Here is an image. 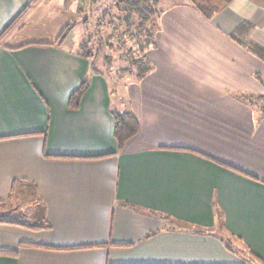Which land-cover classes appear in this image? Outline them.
<instances>
[{
    "label": "crops",
    "instance_id": "1",
    "mask_svg": "<svg viewBox=\"0 0 264 264\" xmlns=\"http://www.w3.org/2000/svg\"><path fill=\"white\" fill-rule=\"evenodd\" d=\"M56 2L0 0V247L17 251L0 264L264 262V0L161 9L122 150L109 81L66 46L75 7Z\"/></svg>",
    "mask_w": 264,
    "mask_h": 264
},
{
    "label": "trees",
    "instance_id": "2",
    "mask_svg": "<svg viewBox=\"0 0 264 264\" xmlns=\"http://www.w3.org/2000/svg\"><path fill=\"white\" fill-rule=\"evenodd\" d=\"M95 0H92V2ZM197 10L206 19L211 20L220 9L229 4L232 0H219L220 4H203L200 0H190ZM158 0H112L111 9H115L116 13L106 12L108 17L112 16L117 22H114V34L117 38V42L123 48L127 47L124 55L128 59H131L129 68L124 69V73H129L137 79H141L150 73L154 69V65L149 57L146 55V48H150L155 45V37L158 31L153 19L155 16L160 17L161 9L158 8ZM73 4V0H67L66 7H70ZM109 8H105L107 11ZM82 11V10H81ZM110 15V16H109ZM111 20V18H110ZM158 23V22H157ZM76 26L75 23L67 25L60 33L58 37V42H62L67 38L71 31ZM250 27L249 25L241 26L236 32V39L239 40L245 30ZM127 41L131 42V46H126ZM247 43V42H246ZM251 48L252 44L247 43ZM84 46V45H83ZM255 49V47H254ZM82 52V56L90 60V70L92 73H99L100 70L97 68L96 61L91 58V53ZM89 87L88 77L84 78L81 82L80 87L72 93L70 96V107L77 108L83 94ZM261 99L264 101V94L256 99ZM114 138L117 142L118 150H122L125 144L135 137L140 131V124L136 116L130 111L118 112L114 114ZM219 164L235 169L234 167L220 161L213 159ZM166 218L167 217H163ZM2 221V220H0ZM24 226L31 229H39L43 227H49L48 225L34 224L29 221L22 223ZM26 244V243H22ZM17 251L15 249H10L7 247H0V255H16ZM256 260L260 264H264L260 257L256 256Z\"/></svg>",
    "mask_w": 264,
    "mask_h": 264
},
{
    "label": "rangeland",
    "instance_id": "3",
    "mask_svg": "<svg viewBox=\"0 0 264 264\" xmlns=\"http://www.w3.org/2000/svg\"><path fill=\"white\" fill-rule=\"evenodd\" d=\"M61 0H57L59 2ZM158 8L162 9L173 3L185 0H158ZM203 4L218 5L219 0H200ZM57 2L54 3L57 5ZM74 9L68 12V17L78 22V26L66 43L68 48L76 51L92 52L91 58L96 61L97 68L104 73L109 81L112 98L114 99V109L118 112L128 110L124 95L126 93L127 84L137 78L123 70L129 68L131 59H128L124 52L127 47L123 48L117 42L113 26L117 22L112 16L108 17L106 12L116 13L115 9H111L112 0H73ZM109 8L105 11V8ZM82 10V11H81ZM111 18V20H110ZM156 28H159V17L153 19ZM76 24V23H75ZM40 25V24H39ZM39 25L33 23L29 25L20 35L21 41L25 37L35 34ZM131 42L127 41L126 46H131ZM84 45V46H83ZM149 48H146V55ZM11 219L15 215H8ZM256 264H260L256 260Z\"/></svg>",
    "mask_w": 264,
    "mask_h": 264
}]
</instances>
